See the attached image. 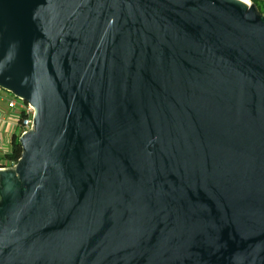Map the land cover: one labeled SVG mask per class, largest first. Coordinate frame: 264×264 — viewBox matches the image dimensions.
Wrapping results in <instances>:
<instances>
[{"label": "water", "instance_id": "obj_1", "mask_svg": "<svg viewBox=\"0 0 264 264\" xmlns=\"http://www.w3.org/2000/svg\"><path fill=\"white\" fill-rule=\"evenodd\" d=\"M250 1L0 0V88L35 109L0 264H264Z\"/></svg>", "mask_w": 264, "mask_h": 264}, {"label": "built area", "instance_id": "obj_2", "mask_svg": "<svg viewBox=\"0 0 264 264\" xmlns=\"http://www.w3.org/2000/svg\"><path fill=\"white\" fill-rule=\"evenodd\" d=\"M264 11V0H257ZM254 4L253 0L250 1V4ZM5 99L8 103V106L10 109L15 110L17 113L16 117H14L15 121V127L16 132L18 136H22L25 132H27L30 128L34 126V116H35V109L33 105L29 102H26L20 98H17L13 93H10L8 91H4L3 89L0 88V100ZM0 114V122L3 124L7 123L4 117L1 116ZM21 118V120H19ZM11 132V130H10ZM10 145V139L5 137L3 134L2 130H0V152L5 153L4 150V145ZM17 163L10 164L6 167H15Z\"/></svg>", "mask_w": 264, "mask_h": 264}, {"label": "trees", "instance_id": "obj_3", "mask_svg": "<svg viewBox=\"0 0 264 264\" xmlns=\"http://www.w3.org/2000/svg\"><path fill=\"white\" fill-rule=\"evenodd\" d=\"M254 4L257 6V10L260 14L264 15L263 8L257 0H253ZM21 120V118H19ZM23 154V146L19 140L17 132H13L10 137V150L1 153L0 152V167L8 166L13 163H17Z\"/></svg>", "mask_w": 264, "mask_h": 264}, {"label": "crops", "instance_id": "obj_4", "mask_svg": "<svg viewBox=\"0 0 264 264\" xmlns=\"http://www.w3.org/2000/svg\"><path fill=\"white\" fill-rule=\"evenodd\" d=\"M0 114H2L1 116L5 118V120L7 121V123L3 124L2 126V122H0V130H2L3 134L5 135V137H7L8 139H10L11 135L13 132H16V128L15 127V121H14V117H16L17 113L15 112V110L10 109V107L8 106V103L5 99L0 100ZM14 128V129H13ZM11 130V132H10ZM10 150V145H4V152H7Z\"/></svg>", "mask_w": 264, "mask_h": 264}, {"label": "bare ground", "instance_id": "obj_5", "mask_svg": "<svg viewBox=\"0 0 264 264\" xmlns=\"http://www.w3.org/2000/svg\"><path fill=\"white\" fill-rule=\"evenodd\" d=\"M250 4V3H249ZM2 168H4V167H2Z\"/></svg>", "mask_w": 264, "mask_h": 264}, {"label": "flooded vegetation", "instance_id": "obj_6", "mask_svg": "<svg viewBox=\"0 0 264 264\" xmlns=\"http://www.w3.org/2000/svg\"><path fill=\"white\" fill-rule=\"evenodd\" d=\"M4 168H6V167H4Z\"/></svg>", "mask_w": 264, "mask_h": 264}, {"label": "rangeland", "instance_id": "obj_7", "mask_svg": "<svg viewBox=\"0 0 264 264\" xmlns=\"http://www.w3.org/2000/svg\"><path fill=\"white\" fill-rule=\"evenodd\" d=\"M14 129V128H13ZM11 168V167H10Z\"/></svg>", "mask_w": 264, "mask_h": 264}]
</instances>
